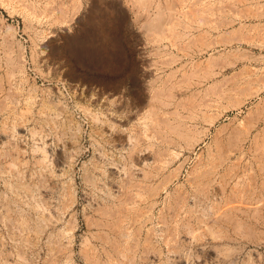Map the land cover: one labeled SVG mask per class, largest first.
Listing matches in <instances>:
<instances>
[{
    "label": "rangeland",
    "instance_id": "1",
    "mask_svg": "<svg viewBox=\"0 0 264 264\" xmlns=\"http://www.w3.org/2000/svg\"><path fill=\"white\" fill-rule=\"evenodd\" d=\"M0 157V264H264V0H0Z\"/></svg>",
    "mask_w": 264,
    "mask_h": 264
},
{
    "label": "bare ground",
    "instance_id": "2",
    "mask_svg": "<svg viewBox=\"0 0 264 264\" xmlns=\"http://www.w3.org/2000/svg\"><path fill=\"white\" fill-rule=\"evenodd\" d=\"M182 15V14H181ZM173 22V21H172ZM12 49V48H11ZM15 59V58H14ZM10 62V61H9ZM200 63V62H199ZM11 66H12V64H11ZM16 69V68H15ZM149 74V73H148ZM152 74V73H151ZM150 74V75H151ZM147 75L145 74V76L144 77H146ZM142 78V77H141ZM137 81H138V79H137ZM146 81V80H145ZM151 81V80H150ZM144 81H142V83H143ZM136 83V82H135ZM134 83V84H135ZM148 83V82H147ZM10 84V83H9ZM150 84V83H149ZM145 86V85H144ZM149 87V86H148ZM116 88V87H115ZM146 88V87H145ZM152 88V87H151ZM238 88V87H237ZM232 89V88H231ZM231 89H229V90H231ZM94 91V90H93ZM148 91H150V89L148 90ZM163 91V90H162ZM237 91V90H236ZM97 92V91H96ZM136 92H137V90H136ZM231 92V91H230ZM234 92V91H233ZM95 93V92H94ZM100 93V92H99ZM104 93V92H103ZM102 93V94H103ZM223 93V92H222ZM225 93V92H224ZM236 93V92H235ZM101 94V93H100ZM106 94V93H105ZM145 94V93H144ZM147 94V93H146ZM96 95V94H95ZM139 95V94H138ZM220 95V94H219ZM97 96V95H96ZM99 96V95H98ZM97 96V97H98ZM143 96V95H142ZM141 97V96H140ZM222 97H223V95H222ZM224 97H225V95H224ZM223 97V98H224ZM136 99V98H135ZM139 100H140V98H139ZM148 100H149V98H148ZM155 100V99H154ZM2 101V100H1ZM32 101V100H31ZM150 101H151V99H150ZM210 101V100H209ZM217 101V100H216ZM215 102V101H214ZM213 102V103H214ZM5 103V102H4ZM50 103V102H49ZM217 103V102H216ZM136 104V103H135ZM139 104V103H138ZM143 104V103H142ZM10 105V104H9ZM46 106L48 105V104H45ZM53 105V104H52ZM48 106H50V105H48ZM57 107H59L58 105H56ZM210 106V105H209ZM62 107V106H61ZM133 107V106H132ZM137 107H139V106H137ZM42 108L44 109V106H42ZM49 108V107H48ZM48 108H46V109H48ZM139 108H141V107H139ZM178 108V107H177ZM41 109V108H40ZM88 109V108H87ZM6 110V109H5ZM45 110V109H44ZM49 110V109H48ZM62 110H63V108H62ZM142 110V109H141ZM43 111V110H42ZM136 111H137V109H136ZM135 111V112H136ZM144 111V110H143ZM49 112V111H48ZM26 113V112H25ZM132 113V112H131ZM24 114V113H23ZM22 114V115H23ZM28 114H29V112H28ZM60 114V113H59ZM133 114V113H132ZM28 116V115H27ZM44 117V116H43ZM149 117V116H148ZM151 118V117H150ZM155 119V118H154ZM93 120V119H92ZM99 122V121H98ZM158 123V122H157ZM68 124V123H67ZM114 127V126H113ZM166 127H168V126H166ZM115 128V127H114ZM166 129V128H165ZM154 131V130H153ZM152 131V132H153ZM139 132V131H138ZM143 134V133H142ZM149 135V134H148ZM147 135V136H148ZM135 136V135H134ZM146 136V135H145ZM146 136V137H147ZM145 137V138H146ZM150 137V136H149ZM135 139V138H134ZM133 139V140H134ZM70 140V139H69ZM151 140V139H150ZM132 141V140H131ZM135 141V140H134ZM133 141V142H134ZM40 143V142H39ZM171 143V142H170ZM132 145V144H131ZM135 147V146H134ZM40 149H42V148H40ZM45 150V149H44ZM42 151V150H40L42 153H44V155L46 154V152L45 151ZM141 150V149H140ZM150 150H151V148H150ZM39 151V150H38ZM172 152V151H171ZM15 153V152H14ZM4 154V153H3ZM47 155V154H46ZM45 155V156H46ZM176 157V156H175ZM1 158V157H0ZM45 158H48V157H45ZM170 158V157H169ZM13 160V159H12ZM134 160H135V158H134ZM42 161V160H41ZM41 161H40V163H41ZM133 161V160H132ZM15 163V162H14ZM17 163V162H16ZM38 164V163H37ZM131 164V163H130ZM136 164V163H135ZM134 164V165H135ZM133 168V167H132ZM131 172V171H130ZM142 173V172H141ZM129 174V173H128ZM131 176V175H130ZM89 177V176H88ZM92 178V177H91ZM87 179V178H86ZM126 179V178H125ZM133 179V178H132ZM88 180H90V179H88ZM129 181V180H128ZM133 182V181H132ZM45 183V182H44ZM129 184V186L128 187H126V189H128V190H130V191H133L134 190V188H136L135 186L136 185H134V184H131V183H128ZM125 189V188H124ZM121 190V189H120ZM123 192H125V191H123ZM122 196V195H121ZM32 197V196H31ZM123 197V196H122ZM129 197V196H128ZM137 197V196H136ZM118 199H120V198H118ZM123 202H125V199H124V201ZM134 202V201H133ZM5 203V202H4ZM122 203V202H121ZM135 203V202H134ZM127 207V206H126ZM63 209V208H62ZM115 209H117L116 207H115ZM99 210V209H98ZM105 210H107V209H105ZM130 210V209H129ZM148 210V209H147ZM103 211H104V208H103ZM108 212V211H107ZM106 212V213H107ZM111 212V211H110ZM121 212V211H120ZM136 212V211H135ZM97 213H98V211H97ZM114 213H115V211H114ZM116 213H117V211H116ZM111 214H112V212H111ZM133 214H134V212H133ZM105 215V214H104ZM108 215V214H107ZM113 215V214H112ZM101 216V215H100ZM128 216V215H127ZM88 217V216H87ZM125 220V219H124ZM132 220V219H131ZM122 221V220H121ZM95 222V221H94ZM123 222V221H122ZM190 222V221H189ZM106 223V222H105ZM108 223V222H107ZM44 224V223H43ZM113 225V224H112ZM132 225V224H131ZM106 226V225H105ZM102 227V226H101ZM104 227V226H103ZM107 227V226H106ZM165 227V226H164ZM110 228V226L108 227V229ZM114 228V227H113ZM129 229V228H128ZM115 231V230H114ZM108 239V238H107ZM102 240V239H101ZM107 241V240H106ZM108 241H109V239H108ZM136 242H138V241H136ZM103 243V242H102ZM111 245V244H110ZM22 247V246H21ZM24 247V246H23ZM70 247V246H69ZM133 247H135L134 245H133ZM111 249V248H110ZM114 249V248H113ZM135 249V248H134ZM116 251V250H115ZM121 251V250H120ZM129 251V250H128ZM131 251V250H130ZM116 253V252H115ZM20 254V253H19ZM106 254V253H105ZM127 254H128V252H127ZM116 255V254H115ZM53 257V256H52ZM117 258V257H116ZM121 258V257H120ZM22 260V259H21ZM93 260V259H92ZM98 260V259H97ZM99 262V261H98ZM132 262V261H131ZM132 263H134V262H132ZM102 264V263H101ZM106 264V263H105Z\"/></svg>",
    "mask_w": 264,
    "mask_h": 264
}]
</instances>
